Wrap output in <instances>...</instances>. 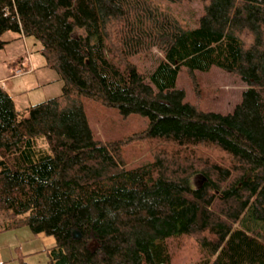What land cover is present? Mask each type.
Listing matches in <instances>:
<instances>
[{"label":"trees","instance_id":"trees-1","mask_svg":"<svg viewBox=\"0 0 264 264\" xmlns=\"http://www.w3.org/2000/svg\"><path fill=\"white\" fill-rule=\"evenodd\" d=\"M201 1L186 28L152 0H0V49L8 31L34 38L63 81L24 112L0 84V233L54 236L48 264H264V0ZM154 48L152 84L130 59ZM184 67L248 88L204 111L177 87ZM85 99L149 126L103 143ZM139 140L153 161L128 168Z\"/></svg>","mask_w":264,"mask_h":264},{"label":"rangeland","instance_id":"rangeland-1","mask_svg":"<svg viewBox=\"0 0 264 264\" xmlns=\"http://www.w3.org/2000/svg\"><path fill=\"white\" fill-rule=\"evenodd\" d=\"M152 1L162 10L176 17L186 28L197 27L201 16L205 13L206 4L201 0ZM1 39L7 41V44L0 49V78L5 77L10 72L9 69L13 70L21 66H27L26 74L30 75L31 81L43 74L44 83L30 90L35 99V103L31 105L62 94L63 81L55 70L46 67L47 61L40 51L42 47L40 42L34 38H24L11 31L4 33ZM162 57V52L154 48L133 55L130 60L153 84L150 75L159 65ZM21 70L23 72V69ZM177 87L185 90L186 101L197 105L200 109L228 114L241 102L243 92L248 85L237 74L219 67H213L206 72L198 70L190 72L184 67L179 72ZM85 102L94 136L103 143L128 140L135 134L145 131L149 126L150 120L147 116L131 114L126 117L116 107L103 106L88 99H85ZM23 104L18 101L17 110L26 111V105ZM151 149L152 143L139 140L125 144L121 152L127 167L136 168L153 161ZM201 181L199 176L193 177V183L201 184ZM49 241L52 245L48 244ZM55 244L54 236L34 234L28 226L1 232L0 260L8 264H20L19 257L24 255L23 260L29 264H48L47 249Z\"/></svg>","mask_w":264,"mask_h":264},{"label":"crops","instance_id":"crops-1","mask_svg":"<svg viewBox=\"0 0 264 264\" xmlns=\"http://www.w3.org/2000/svg\"><path fill=\"white\" fill-rule=\"evenodd\" d=\"M23 63L25 62H22V64ZM26 68L27 66H21L13 70L9 69L10 72H8L5 77L0 78V84H2L13 95L16 108L18 101H21L22 103H24L23 105H26L25 109L30 107L31 104H34L35 99L31 95L30 90L34 87H37L38 84L44 83L43 81H45V77L43 74H41L37 79L31 81L29 78L30 75L26 74ZM19 69H23V72L21 74H16ZM51 243V241L48 242L49 245H52Z\"/></svg>","mask_w":264,"mask_h":264},{"label":"built area","instance_id":"built-area-1","mask_svg":"<svg viewBox=\"0 0 264 264\" xmlns=\"http://www.w3.org/2000/svg\"><path fill=\"white\" fill-rule=\"evenodd\" d=\"M21 72H22V70L20 69V70H18L16 73H17V74H20Z\"/></svg>","mask_w":264,"mask_h":264},{"label":"water","instance_id":"water-1","mask_svg":"<svg viewBox=\"0 0 264 264\" xmlns=\"http://www.w3.org/2000/svg\"><path fill=\"white\" fill-rule=\"evenodd\" d=\"M204 181H207V179L206 178H204ZM202 185V184H201Z\"/></svg>","mask_w":264,"mask_h":264}]
</instances>
